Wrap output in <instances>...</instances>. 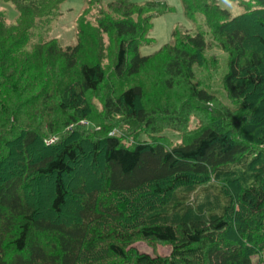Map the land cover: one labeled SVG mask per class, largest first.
<instances>
[{
  "label": "trees",
  "instance_id": "obj_1",
  "mask_svg": "<svg viewBox=\"0 0 264 264\" xmlns=\"http://www.w3.org/2000/svg\"><path fill=\"white\" fill-rule=\"evenodd\" d=\"M1 1L12 5L18 18L8 24L0 10V93L6 95L0 97V264H255L251 256L264 249V0H251L262 9L242 0L246 11L235 17L217 0H181L187 18L196 23L197 15H203L208 31L199 27L194 34L180 35L175 29L173 44L147 56L141 55L140 45L153 29V20L172 8L161 0H110L97 26L118 39L112 74L99 64L78 67L81 43L64 48L57 41L40 42L27 57L32 32L57 16L64 0ZM101 1L89 0L88 10ZM83 30L79 22L78 39ZM208 32L231 57L224 78L229 104L216 91L193 82L194 66L206 59ZM163 52L167 75L183 79L188 97L209 117L182 143L170 146L160 137L126 146L111 134L112 125L150 126L156 112L142 106V85H115L138 75ZM36 55L61 60L65 70L79 69L77 87H65L56 104L49 96L42 98L49 89L45 82H39V93L31 94L36 70L24 61ZM103 84H109L110 93L97 113L83 95ZM45 112L58 116L50 123V138L42 136ZM82 120L96 123L91 133L80 126ZM178 121L183 124L184 116L177 115ZM71 125L74 128L64 134ZM52 139L57 143H50ZM35 147L47 151L36 154ZM87 152L92 165L102 162L103 180L88 186V179L79 176L80 183L70 188L67 178ZM46 180L50 190L43 194L39 187ZM146 188L154 198L163 196L165 205L151 221L144 218L137 233L172 245L169 256L127 251L131 234H103L107 227L98 210L102 194L111 195L104 202L122 219L118 208L128 205L124 195ZM198 189H211L219 208L204 211L191 201ZM76 199L72 220L58 219ZM40 237L50 239L49 244Z\"/></svg>",
  "mask_w": 264,
  "mask_h": 264
},
{
  "label": "rangeland",
  "instance_id": "obj_2",
  "mask_svg": "<svg viewBox=\"0 0 264 264\" xmlns=\"http://www.w3.org/2000/svg\"><path fill=\"white\" fill-rule=\"evenodd\" d=\"M110 0H102L100 4H94L91 10H88L89 0H64L58 11V15L53 17L48 22H43L37 29L32 32L30 44L27 47V57L33 54L34 45L40 42L57 41L61 47H76L79 43L82 44L80 54L77 56L78 67L83 63L99 64L106 73L112 74L113 67L115 65L116 54L118 49V39L113 32H104L98 25V19L100 17V11L107 8ZM146 0H134L136 3H143ZM166 2L172 11L163 14L153 20V29L146 36L144 43L140 45V53L143 56L152 55L156 53L165 44H173L175 41L172 37V33L175 29H178L180 35L184 33L194 34L198 31V28H203L208 31V27L205 21V17L201 14L197 15V22L194 23L187 18L184 12V8L181 0H161ZM221 8L230 12L232 17L238 16L246 11L243 7L242 0L230 1V0H217ZM246 4L256 6L257 2L247 0ZM258 5V6H257ZM262 9V7L259 6ZM0 10L6 14V21L8 24L17 21L18 13L16 9L10 4H4L0 0ZM82 17H80V15ZM80 19H79V18ZM79 19V20H78ZM79 22L84 27L83 33L77 38V31L79 28ZM264 35V33H262ZM208 47L204 53L206 59L201 65H195V75L193 82L197 86L208 87L221 96L222 101L229 104V99L224 89V78L228 73V64L231 60L230 55L225 52L217 40H214L210 33L207 35ZM25 57V56H24ZM165 52L151 59L148 64L141 69L140 73L136 76H129L115 86L124 88L133 84H140L144 87V98L141 101L142 106L146 107L149 111L156 112L155 116L150 118L151 125H140L132 122H119L112 125L111 134L121 138L122 142L129 147L137 142H152L157 138H164L170 145H176L185 141V138L191 137L202 125V121H206V116L209 117L206 112L203 111V106L191 100L186 93L188 87L185 85L183 79L171 78L167 75L165 69ZM28 62L33 65L36 70V74L33 75L36 80L35 86L31 91V94L39 93L40 84L45 82L49 89L42 93V98L48 97L49 100L56 104L63 94V90L77 87L79 74L77 69L65 70L57 58H51L46 60L43 57L35 56L34 59L24 61V64ZM46 79H49L47 82ZM40 82V84H39ZM171 83V86L169 84ZM44 85V86H45ZM98 91L88 92L83 95L87 104L92 107L94 112L98 113V109L103 108L102 101L109 91V84H103ZM60 87V88H59ZM3 93H0V97H3ZM31 96V95H29ZM165 109L164 115L161 114ZM57 112V111H56ZM34 114V111H29ZM184 116V123L175 122L177 115ZM42 128L46 132L43 134V138H50L54 135L51 131L50 123L56 121L57 115L55 113H44ZM25 121L29 122V118L25 117ZM57 124V123H56ZM80 126L86 128L87 133H91L95 128L96 123L89 122L88 120L80 121ZM1 125V124H0ZM9 125H6L8 127ZM55 126V125H54ZM68 127L64 134H67L70 130L77 126V124ZM1 127V126H0ZM73 127V128H72ZM99 127H97L98 129ZM73 132V131H72ZM55 141V140H54ZM53 144V139L49 141ZM59 143V142H58ZM48 144V142L46 143ZM40 147H35L32 152L36 154L46 153V149L43 150ZM7 164H4L3 170L6 174H9L10 168ZM76 173L67 178L70 188H76L79 176L88 179L87 185L89 186L92 181L99 182L103 180V165L99 162L94 166L89 160L88 152L81 156L77 165H75ZM13 169V167H11ZM80 178V177H79ZM41 193H46L50 190L49 181H44L39 190ZM149 188L141 189L133 195H124L128 200L126 208H118V211L124 216L120 219L116 214L112 213L114 210L107 207V203L110 198L105 193L101 196V203L99 206L100 215L103 217V226H106L105 236L114 232L121 235L131 234L133 235L132 243L126 247V250L135 249L140 253H147L151 256L161 255L169 256L172 253L173 246L169 244H159L155 241L144 239L137 233V226L142 223L143 219L151 221V216L154 213L162 211L165 205V199L163 196L154 198L150 193L147 194ZM30 189H27V193ZM146 192V193H145ZM191 201H197L200 205V209L204 211L216 210L219 208V201L214 197L211 189L197 190L192 195ZM78 200L70 201L68 207L65 209V213L59 217L64 222L71 221L74 217V210L78 207ZM116 203V202H115ZM116 209V208H115ZM152 209V210H151ZM47 208L42 209V212L47 214ZM145 213V214H144ZM145 215V216H143ZM171 223L172 220H167L166 223ZM102 226V227H103ZM45 245L49 244L50 239L43 237L39 238ZM114 239V240H113ZM113 241H116L113 238ZM252 261L255 264H264V249L261 253H255L251 256Z\"/></svg>",
  "mask_w": 264,
  "mask_h": 264
}]
</instances>
